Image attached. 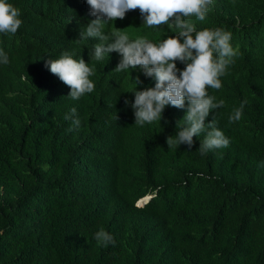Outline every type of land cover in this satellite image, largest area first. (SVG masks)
<instances>
[{"label":"trees","instance_id":"1","mask_svg":"<svg viewBox=\"0 0 264 264\" xmlns=\"http://www.w3.org/2000/svg\"><path fill=\"white\" fill-rule=\"evenodd\" d=\"M5 2L22 24L0 33L9 59L0 63V264H264V0H213L204 21L183 17L197 31L229 32L238 53L222 87L207 89L224 105L205 122L214 119L230 143L203 155L207 131L190 149L174 143L187 101L135 123L132 91L152 78L116 71L118 52L94 58L99 40L80 36L95 18L86 0ZM104 31L158 45L179 30L172 20L149 27L135 9ZM64 53L93 69V92L73 100L50 72L47 61ZM73 108L78 129L65 119ZM101 229L114 244L97 241Z\"/></svg>","mask_w":264,"mask_h":264},{"label":"clouds","instance_id":"2","mask_svg":"<svg viewBox=\"0 0 264 264\" xmlns=\"http://www.w3.org/2000/svg\"><path fill=\"white\" fill-rule=\"evenodd\" d=\"M86 3L89 5V14L95 18L87 23L85 31L80 36L81 39L99 40L93 48L94 58L101 61L105 56L108 57L110 52H118L121 59L114 67L116 71L139 68L144 76L152 78L151 88L137 90L135 87L132 91L135 96L134 102L131 103L135 123L143 126L145 122L160 121L166 105L183 109L187 101L184 116L187 126L178 132L174 141L176 147L186 144L190 149L194 143L193 137L205 131L207 136L200 145L202 155L213 148L227 147L230 141L216 127L214 119L205 122L211 109L224 105L223 100L214 102L215 97L209 96L207 89L218 90L222 87L219 78L226 74L227 67L234 62L232 58L238 53L230 44L229 32L221 29L197 31L194 24L183 19L194 16L199 21H204L213 0H86ZM135 9H139L147 26L155 27L172 20L179 30L178 33L166 37L157 45L142 37L130 40L125 33L104 31L106 23L124 19L126 12ZM19 17V9L5 0H0V33L15 34L22 24ZM176 61L184 63L185 67L178 69ZM0 63H9L8 56L2 51ZM47 66L51 73L69 86L68 95L73 100L93 92L95 85L89 79L93 75V69L82 58L76 60L68 53H64L57 59L48 60ZM140 83L142 81L137 77L135 85ZM124 103L129 104L127 98ZM246 103L245 100L234 110L229 117L230 123L241 119ZM65 119H71L74 128L80 127L81 121L76 115L75 108ZM149 195L153 196L152 194L145 196ZM143 197L136 201L137 206H143L151 199L138 204ZM95 238L105 247L109 243H115L112 235L103 229L96 233Z\"/></svg>","mask_w":264,"mask_h":264},{"label":"water","instance_id":"3","mask_svg":"<svg viewBox=\"0 0 264 264\" xmlns=\"http://www.w3.org/2000/svg\"><path fill=\"white\" fill-rule=\"evenodd\" d=\"M152 196H145V197H143V199H144V202H146V201H148L150 198H151Z\"/></svg>","mask_w":264,"mask_h":264},{"label":"bare ground","instance_id":"4","mask_svg":"<svg viewBox=\"0 0 264 264\" xmlns=\"http://www.w3.org/2000/svg\"><path fill=\"white\" fill-rule=\"evenodd\" d=\"M50 25H51V24H50ZM145 35H146V33H145ZM134 36H135V35H134ZM134 36H133V37H134ZM133 37H132V38H133ZM129 93H130V92H129ZM112 111H113V110H112ZM114 116H115V115H114ZM132 121H133V120H132ZM143 202H144V199H141V200L139 201L138 204H142Z\"/></svg>","mask_w":264,"mask_h":264}]
</instances>
